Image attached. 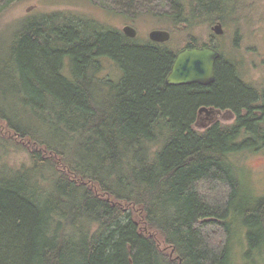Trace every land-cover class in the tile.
<instances>
[{
    "label": "trees",
    "instance_id": "obj_1",
    "mask_svg": "<svg viewBox=\"0 0 264 264\" xmlns=\"http://www.w3.org/2000/svg\"><path fill=\"white\" fill-rule=\"evenodd\" d=\"M169 1L179 10L162 18L195 48L194 27L238 0ZM169 48L68 13L0 38V264H232V157L264 145V93L223 64L209 87L167 85ZM209 105L238 123L197 131ZM14 150L27 159L9 164ZM255 201L237 205L248 257L264 255Z\"/></svg>",
    "mask_w": 264,
    "mask_h": 264
},
{
    "label": "rangeland",
    "instance_id": "obj_2",
    "mask_svg": "<svg viewBox=\"0 0 264 264\" xmlns=\"http://www.w3.org/2000/svg\"><path fill=\"white\" fill-rule=\"evenodd\" d=\"M239 5L233 7L229 3V13L224 17H229L226 18L229 22L235 20L238 23V30L233 25L230 26V30L234 28L236 33L234 37L240 41L238 49L242 53L241 56H237L234 50L233 55L236 59L230 57L232 59L229 58V62L235 63L233 60H237L238 74L264 93V0H239ZM178 10L169 0H0V38L9 39L22 20H37L54 13H68L81 14L85 19L102 24L108 30L122 31L127 25L133 26L138 31L136 38L138 40H149L148 35L154 29L172 30L174 39L167 45L169 49L177 51L183 46L186 32L182 26L163 19L162 15L171 16ZM192 34L202 43L209 41L212 36L221 37L215 35L206 22L195 26ZM220 41L215 39V44L219 46ZM222 43H225V39ZM106 64L112 66L110 63ZM116 71L117 69L109 67L102 75L115 77L118 75ZM215 119L224 125L233 124L235 121L233 115L225 112L217 113ZM211 123L205 113L201 116L198 114L194 129L203 132ZM245 140L240 138L237 142ZM255 148L257 150L243 151L246 154L232 157V163L237 168L241 180V198L231 209L230 220L228 218L229 222L234 221L230 240L232 264H264L263 254L247 256L245 251L247 226L244 223V214L239 215L237 208L241 199L249 198L258 203L264 198V145L260 144ZM10 154L7 160L9 164L18 165L27 159L26 152L14 150ZM0 161L3 162L4 159Z\"/></svg>",
    "mask_w": 264,
    "mask_h": 264
},
{
    "label": "water",
    "instance_id": "obj_3",
    "mask_svg": "<svg viewBox=\"0 0 264 264\" xmlns=\"http://www.w3.org/2000/svg\"><path fill=\"white\" fill-rule=\"evenodd\" d=\"M213 30L222 34L220 26ZM124 34L129 38H135L137 32L131 26L123 28ZM150 39L155 43H167L171 39V33L165 30H153L150 32ZM219 53L210 47L183 49L177 55L172 64L171 71L166 78V84L181 86L189 84L208 85L214 81V70ZM201 112H208L203 108Z\"/></svg>",
    "mask_w": 264,
    "mask_h": 264
},
{
    "label": "flooded vegetation",
    "instance_id": "obj_4",
    "mask_svg": "<svg viewBox=\"0 0 264 264\" xmlns=\"http://www.w3.org/2000/svg\"><path fill=\"white\" fill-rule=\"evenodd\" d=\"M231 4L233 5V7H239L240 6L239 5V0L235 1V2H231ZM217 24H221L222 25L223 33L221 35H218L214 30H212V27L217 25ZM231 25L235 26L236 29L238 30V23L235 20L232 21V22L231 21L229 22L224 17L216 18V19L212 20L211 22H209L210 30L215 35L221 36V37L220 38H216L215 36H212V38H210L209 41H206V42H203V43L201 42V40L198 39V42H197V45H196V47H210V48L214 49L215 51H217L219 53L220 56L216 60V63H215L214 81L209 83L208 85H200V84L193 83V84L181 85V86H197V87H205V88L211 86L217 80L218 65L219 64H223L225 66H230V67H232L234 69L233 71H234V74H235L236 78L244 86H246V87H248L250 89H252V87H254V85H251L249 82L244 80L238 74V71H237V68H236V63H239V62L237 60L236 61L233 60V62H235V63L229 62V58L230 57H235L233 55L234 50H235L237 56H241V54H242L241 50L238 49L240 41L236 37H234L236 35L234 28H231V30H230V26ZM215 39H220L221 40L219 46H217L215 44ZM224 39H225V43H222V40H224ZM186 48H189V47H186ZM231 59L232 58H230V60ZM235 59H236V57H235ZM165 81H166V79H165ZM203 108L207 109L209 112H201V110ZM221 112H225L226 114H231V115H233L235 117L234 123L233 124H229V125L225 124L226 126H234V125H236L238 123V119H239L238 113L234 109H231V108H224V109L221 108L220 109L218 106L209 105V107H207V106L201 107L198 114H200V116H201V114L203 115V113H205V116L207 117V119H209V122H212L211 126L215 125L217 123L224 125L223 123L218 122L215 119L217 113H221ZM240 112H241L240 117L246 116V114H247V111L245 109L240 110ZM262 114H263L262 112L255 113V115L258 117V119H257L258 125H264V117L262 118V116H264V114L263 115ZM248 135H249L248 132H243V134L241 135V137H239V139L240 138L248 139Z\"/></svg>",
    "mask_w": 264,
    "mask_h": 264
}]
</instances>
